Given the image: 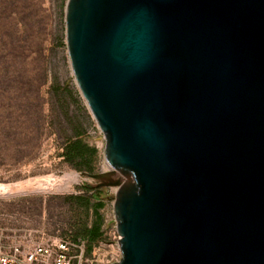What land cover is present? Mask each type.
Segmentation results:
<instances>
[{"label": "water", "instance_id": "obj_1", "mask_svg": "<svg viewBox=\"0 0 264 264\" xmlns=\"http://www.w3.org/2000/svg\"><path fill=\"white\" fill-rule=\"evenodd\" d=\"M64 22L114 264H264V0H67Z\"/></svg>", "mask_w": 264, "mask_h": 264}, {"label": "rangeland", "instance_id": "obj_2", "mask_svg": "<svg viewBox=\"0 0 264 264\" xmlns=\"http://www.w3.org/2000/svg\"><path fill=\"white\" fill-rule=\"evenodd\" d=\"M67 0H0V185L76 175L66 190L0 196V233L33 230L77 239L113 210L114 188H95L87 174L109 170L104 140L75 83L65 38ZM78 132L95 156L89 171L66 163L64 148ZM83 186H87L84 189ZM88 197L82 209L67 202ZM101 204L94 211L93 205ZM104 226V225H103Z\"/></svg>", "mask_w": 264, "mask_h": 264}, {"label": "built area", "instance_id": "obj_3", "mask_svg": "<svg viewBox=\"0 0 264 264\" xmlns=\"http://www.w3.org/2000/svg\"><path fill=\"white\" fill-rule=\"evenodd\" d=\"M115 193V191H114ZM100 237L93 243L33 230L0 233V264H114L120 260L113 210L104 213Z\"/></svg>", "mask_w": 264, "mask_h": 264}, {"label": "trees", "instance_id": "obj_4", "mask_svg": "<svg viewBox=\"0 0 264 264\" xmlns=\"http://www.w3.org/2000/svg\"><path fill=\"white\" fill-rule=\"evenodd\" d=\"M80 134L76 132L73 137L67 140V144L64 148L63 156L66 163H68L72 168L78 171H89L90 170V160H85L84 153L88 152L91 156H95L97 150L94 148H89L83 141L79 138ZM84 189H87V186H83ZM97 189V188H93ZM70 202L71 205L76 207L87 209L90 207V201L88 197L83 196H70L66 200ZM94 211H97L101 204H95L92 206ZM101 218L97 217L94 221V224L89 230L83 229L79 233L81 238L87 239L90 243L95 242L101 235ZM76 236L72 237L73 240H76Z\"/></svg>", "mask_w": 264, "mask_h": 264}, {"label": "bare ground", "instance_id": "obj_5", "mask_svg": "<svg viewBox=\"0 0 264 264\" xmlns=\"http://www.w3.org/2000/svg\"><path fill=\"white\" fill-rule=\"evenodd\" d=\"M76 175L64 174L62 177L47 176L36 179H28L27 181L0 185V196L11 197L14 195H27L48 190H66L76 181Z\"/></svg>", "mask_w": 264, "mask_h": 264}]
</instances>
